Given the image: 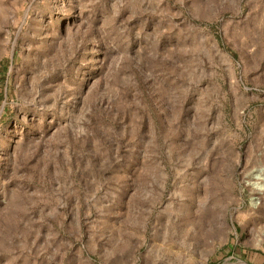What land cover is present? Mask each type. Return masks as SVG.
Wrapping results in <instances>:
<instances>
[{
	"label": "rangeland",
	"instance_id": "1",
	"mask_svg": "<svg viewBox=\"0 0 264 264\" xmlns=\"http://www.w3.org/2000/svg\"><path fill=\"white\" fill-rule=\"evenodd\" d=\"M264 0H0V264H264Z\"/></svg>",
	"mask_w": 264,
	"mask_h": 264
},
{
	"label": "built area",
	"instance_id": "2",
	"mask_svg": "<svg viewBox=\"0 0 264 264\" xmlns=\"http://www.w3.org/2000/svg\"><path fill=\"white\" fill-rule=\"evenodd\" d=\"M260 155V165L249 170L243 179L244 189L249 190L248 201L254 209L261 205L264 198V151Z\"/></svg>",
	"mask_w": 264,
	"mask_h": 264
}]
</instances>
